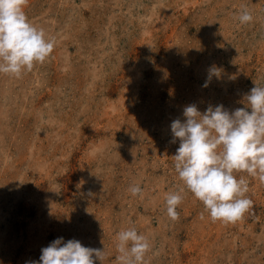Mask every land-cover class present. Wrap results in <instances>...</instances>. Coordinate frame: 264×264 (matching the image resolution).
<instances>
[{
  "label": "rangeland",
  "instance_id": "1",
  "mask_svg": "<svg viewBox=\"0 0 264 264\" xmlns=\"http://www.w3.org/2000/svg\"><path fill=\"white\" fill-rule=\"evenodd\" d=\"M25 12L55 47L20 78L0 73V264L38 262L61 237L119 264L117 234L132 227L151 244L143 264H264V183L238 173L252 208L212 222L175 170L171 131L192 104L251 111L264 0H28ZM181 188L173 221L165 197Z\"/></svg>",
  "mask_w": 264,
  "mask_h": 264
},
{
  "label": "clouds",
  "instance_id": "2",
  "mask_svg": "<svg viewBox=\"0 0 264 264\" xmlns=\"http://www.w3.org/2000/svg\"><path fill=\"white\" fill-rule=\"evenodd\" d=\"M27 4L28 0H0V73L17 78L44 63L55 47V38L29 20ZM253 19L247 7L240 10L241 24ZM246 98L251 111L238 108L230 113L218 105L201 113L192 104L184 109L186 120L171 123L174 141H180L175 170L186 189L203 203L212 222L236 223L252 208L249 181L238 173L264 183V86L255 82ZM129 191L133 196L142 194L138 184ZM183 192L181 188L166 194L167 215L173 221L179 219ZM117 241L119 264H143L151 249L149 240L135 227L119 231ZM41 253L40 260L31 264H94V254L102 262L105 259L100 249L83 246L76 239L65 243L62 237Z\"/></svg>",
  "mask_w": 264,
  "mask_h": 264
}]
</instances>
